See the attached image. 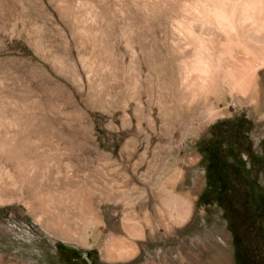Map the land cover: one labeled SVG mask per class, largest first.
I'll return each instance as SVG.
<instances>
[{"label":"rangeland","instance_id":"374dc122","mask_svg":"<svg viewBox=\"0 0 264 264\" xmlns=\"http://www.w3.org/2000/svg\"><path fill=\"white\" fill-rule=\"evenodd\" d=\"M262 54L264 0H0V264H235L200 145L246 119L264 158Z\"/></svg>","mask_w":264,"mask_h":264},{"label":"trees","instance_id":"16d2710c","mask_svg":"<svg viewBox=\"0 0 264 264\" xmlns=\"http://www.w3.org/2000/svg\"><path fill=\"white\" fill-rule=\"evenodd\" d=\"M246 122H222L217 127L220 136L201 143L206 184L200 198L223 209L233 235L235 264H264V186L259 181L264 158L253 150Z\"/></svg>","mask_w":264,"mask_h":264},{"label":"bare ground","instance_id":"6f19581e","mask_svg":"<svg viewBox=\"0 0 264 264\" xmlns=\"http://www.w3.org/2000/svg\"><path fill=\"white\" fill-rule=\"evenodd\" d=\"M262 55H264V54H262ZM192 192H194V190ZM165 197L167 198L168 204L165 206L164 212L168 215V217L170 219H172L176 223L180 224V223L184 222L186 219L189 218L190 213L192 211V206H193V203H192V200L190 199V197H184V198L183 197H176V196H173L171 193H166L165 194ZM116 207H118V205ZM116 207H114V208L116 209ZM119 209H118V211H119ZM97 210H99V209H97ZM108 211L110 212V210H108ZM117 212H115V213H117ZM115 219H116V217H115ZM100 220H102V219H100ZM102 222H103V220H102ZM104 222H105V220H104ZM110 225H111V223H110ZM123 225H124V227L126 228V230L131 235L136 236V237H140V238H143L145 236L144 227L142 225H140L139 223H137V222H124ZM211 249H213V248H211ZM215 249H217V248H215ZM219 251H221V253L224 252L223 249L222 250L220 249ZM137 252H138V248L135 245V243H133L132 241L127 240V239H116V238H112L110 240V242H107V245L105 247V257H107L108 259H117V258L119 259V258L133 257V256H135L137 254ZM219 254H220V252H218L216 255H209L208 257L204 255V258L203 259L206 260V262L203 263V264H215V263H213L214 261H212V259L213 260H217Z\"/></svg>","mask_w":264,"mask_h":264}]
</instances>
